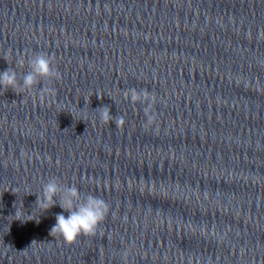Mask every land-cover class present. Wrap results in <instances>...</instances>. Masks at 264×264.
Masks as SVG:
<instances>
[{
    "label": "clouds",
    "instance_id": "1",
    "mask_svg": "<svg viewBox=\"0 0 264 264\" xmlns=\"http://www.w3.org/2000/svg\"><path fill=\"white\" fill-rule=\"evenodd\" d=\"M257 38L264 39V29L258 30ZM5 60L7 61V59ZM16 64L20 67L27 64L28 70L18 75L15 68L9 65L6 70L0 72V91L5 92L11 89L17 94L31 93L33 89L39 86L41 99L44 98L45 94L52 97L56 95L54 87L44 86L62 79V74L55 67V57L53 55L43 51L33 52L26 56H18ZM42 82H44L43 85ZM123 96L125 100L130 101L132 104L139 103L144 106L143 111L146 122L143 127L145 129L155 124L157 114L153 111L156 103L154 94L147 89L137 90L131 88L125 90ZM96 110L101 123L114 122L118 128L125 123L124 116H113L110 107L107 105ZM35 195V206L42 213L57 204L64 212L68 213L67 216L63 213L55 215L56 223L52 226L50 235L52 237L59 236L69 245L75 243L81 236H95L110 212V205L100 196L82 193L75 184L62 183L56 177L43 182L41 191ZM15 215L17 217L21 216V212L17 208Z\"/></svg>",
    "mask_w": 264,
    "mask_h": 264
}]
</instances>
